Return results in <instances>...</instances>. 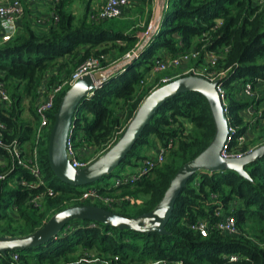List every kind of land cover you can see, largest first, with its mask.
Masks as SVG:
<instances>
[{"label": "trees", "instance_id": "16d2710c", "mask_svg": "<svg viewBox=\"0 0 264 264\" xmlns=\"http://www.w3.org/2000/svg\"><path fill=\"white\" fill-rule=\"evenodd\" d=\"M143 1L149 4L144 29L137 23L126 29L106 28L110 21L91 23L87 13L77 19L66 10L73 1L66 0L55 5L48 34L39 36L30 27L26 9L21 32L0 45V81L11 99L7 106L0 105V120L8 127L3 140L5 144L15 142L26 156L37 149L44 180L35 189L20 186L21 178H33L15 166L0 146V175L4 177L0 181V237L34 234L56 214L76 206H97L128 218L149 213L161 202L179 169L210 145L215 124L207 99L196 92L182 93L158 110L113 173L86 187L62 183L51 169L48 142L60 101L71 87L57 95L49 114V131L39 144L37 103L41 91L52 90L90 59L100 60L104 71L117 63L126 64L79 107L74 141L80 159L90 154L93 162L117 143L153 93V85L146 80L157 62L194 50L200 55L191 61L192 67L209 69L206 57L214 53L219 57L214 70L229 71L222 83L234 137L257 134L242 150L264 145V92H256L252 100L242 93L247 82L256 88L264 82V0H167L158 31L133 57L145 41L141 35L149 28L155 5L154 0ZM173 74L169 71L163 76ZM185 76L190 75L180 74L173 81ZM249 107L256 112L251 119L244 116ZM160 150L166 153L163 164L137 180L122 179L132 173L129 169L137 170ZM245 170L249 180L235 171L195 174L176 202L165 235L74 220L45 245L0 254V264H264V157ZM89 192L111 202L85 199ZM40 194L44 198L36 205L33 198ZM219 210L235 217L239 235L215 228ZM203 220L211 225L207 237L192 229Z\"/></svg>", "mask_w": 264, "mask_h": 264}, {"label": "water", "instance_id": "95a60500", "mask_svg": "<svg viewBox=\"0 0 264 264\" xmlns=\"http://www.w3.org/2000/svg\"><path fill=\"white\" fill-rule=\"evenodd\" d=\"M166 4L167 0H157L153 29L133 57L142 51L158 31ZM125 64L126 62H122L111 69L84 76L66 92L60 101L48 142L50 166L58 180L74 187H86L113 173L133 150L158 110L167 101L182 93L196 92L207 99L215 124V135L210 145L194 160L179 169L161 202L153 211L137 218H128L92 205L71 207L53 216L43 228L34 234L19 238L0 237V254L35 249L45 245L51 239L56 238L74 220L94 221L137 233L165 235L167 234L166 226L171 219L176 202L195 174L201 171L208 173L235 171L241 177L250 179L245 167L264 157V145L240 159L222 158L221 152L229 137V120L217 92L219 83L192 75L178 78L151 93L140 105L115 145L87 167L74 169L67 155V141L79 107L83 100L91 96L100 85Z\"/></svg>", "mask_w": 264, "mask_h": 264}, {"label": "built area", "instance_id": "2783aa9c", "mask_svg": "<svg viewBox=\"0 0 264 264\" xmlns=\"http://www.w3.org/2000/svg\"><path fill=\"white\" fill-rule=\"evenodd\" d=\"M35 2L50 3L53 6L60 4L62 1L66 0H34ZM73 1V0H67ZM155 1V5L157 0ZM130 7V0H106L105 4L98 10L89 13V21L91 23H102L112 21L114 19H119L124 17L125 11ZM157 7H155V12ZM25 16V7L21 0H13L10 5L0 6V30L2 32V41L1 45L9 43L18 33V23ZM154 26V20L149 25L148 30L143 34L142 39H146L149 33L152 31ZM199 51H193L189 54H183L178 57L166 58L160 62H157L156 67L153 72L159 74V81L156 80L153 82V92L171 82L177 77H180L178 74H173L171 76L165 75L161 76L164 73L169 71H175L179 69L182 65L189 63L192 60L199 58ZM130 58V55L127 56ZM218 56L214 53L209 54L206 57V61L209 64V69H199L193 68L191 72H187L185 75H192L202 77L207 79L210 82H218L217 92L221 97L223 105L225 107V113L228 117V105H227V95L226 89L223 86L222 81L227 77L229 71H215L214 68L218 63ZM210 70V71H208ZM104 71L101 65V61L98 59H90L83 63L77 68V70L72 74L71 77L64 79L52 90L47 91L43 90L40 92V97L37 103V114L40 119L39 129L37 130V144L45 137V133L49 131L50 122L49 114L54 108L55 100L57 95L65 87H73L79 80H81L86 75H93L97 72ZM260 84L264 82L260 81ZM258 83V84H259ZM256 86L252 82H247L242 89V93L246 98L254 99L256 97ZM92 95V94H91ZM11 103L10 96L5 88V85L0 81V105L7 106ZM256 112L252 107H249L244 112V116L247 119H251ZM7 125L0 120V146L4 147L8 153L11 161L15 166L20 169L27 171L30 176H32V181L27 180L26 178H21L18 184L27 189H35L40 185L44 184L42 170L40 168V163L38 159L37 149L33 152L32 155L26 156L25 152L22 151L15 142L11 144L4 143V135L7 133ZM234 129L230 126L229 121V137L228 140L221 152V157L224 159H240L243 158L252 152H254L259 147H249L248 150L243 151L242 148L247 144V136L240 137L235 139ZM263 146V145H262ZM261 147V146H260ZM67 155L70 160V163L74 169H83L87 167L92 161L88 162L79 158V153L75 148L74 141V126L70 132L67 141ZM166 160V153L163 150H160L159 153L154 157L145 160L142 162L140 167L132 173H127L123 175L124 181H134L143 177L150 169L154 168L156 165H161ZM1 162V159H0ZM3 176L0 175V181L3 180ZM117 180V184L121 183V180ZM52 191V190H51ZM50 195L53 192H49ZM44 198L43 194L37 195L33 198V202L36 205L40 204V201ZM85 199H92L96 201H101L106 204H109L111 201L109 199H103L95 192H89L84 196ZM216 217L218 219L215 228L221 231L224 234L230 236H237L240 234L237 221L235 217L227 216L223 211L219 210L216 212ZM192 229L198 231L202 237H207L209 235L211 225L209 221H200L192 226ZM151 264H166L164 261H157Z\"/></svg>", "mask_w": 264, "mask_h": 264}, {"label": "crops", "instance_id": "0c3cea01", "mask_svg": "<svg viewBox=\"0 0 264 264\" xmlns=\"http://www.w3.org/2000/svg\"><path fill=\"white\" fill-rule=\"evenodd\" d=\"M21 1L25 7V10L27 9V11L29 12L27 21L30 27L33 28L39 36H44L48 34L49 29L52 26V18L54 17L55 6H53L50 3L35 2L34 0H21ZM74 1L75 0H73V2ZM12 2L13 0H0V6L10 5ZM105 2L106 0H86L85 14L86 13L89 14L93 11L100 9L105 4ZM155 7L156 5L153 4L152 10H153L154 19L156 15ZM133 8H134L133 11L135 10L142 11V13L145 11L148 12L149 4L147 5V3H144L143 0H130V7L129 9L125 11L124 18L132 20V21H136L139 18V15H138L139 12L135 13L132 17L129 16V12ZM71 13L77 18L74 12H71ZM22 24H23V19L19 21L18 23V33H20L22 30ZM1 41H2V32L0 30V45H1ZM157 148H159L158 145H157ZM155 153H156V150L155 152L153 151L149 153V155H153ZM129 170L131 171H128V172L136 171V169L135 170L129 169Z\"/></svg>", "mask_w": 264, "mask_h": 264}, {"label": "rangeland", "instance_id": "374dc122", "mask_svg": "<svg viewBox=\"0 0 264 264\" xmlns=\"http://www.w3.org/2000/svg\"><path fill=\"white\" fill-rule=\"evenodd\" d=\"M85 9H86V0H75L74 2H72V3H70V4H68L66 6V10L68 12H74L75 15L77 16V19H80V18H82L84 16ZM133 10H134V8L132 10H130L129 16L132 17L135 13L139 12V14H138L139 18L136 21H132V20H129V19H126V18L122 17V18L114 19V20L108 22L105 25V27L106 28L112 27V28H115L116 30L126 29V26H129L131 23L136 22L138 27H140L141 29H144L145 25H146V21L149 19L148 12L145 11V12L142 13V11H136V10L133 11ZM153 20H154V15L151 18V21H153ZM118 64L119 63H117V65ZM193 68L194 67H192L191 61H190L189 63H187L185 65H182L179 69L173 71V73L178 74V75L186 74L187 72H191L193 70ZM159 76H160L159 74H157L155 72H151L147 76V80L146 81L154 86L153 82ZM161 76H163V75H161ZM260 91L264 92V84H259L257 86V91L256 92L257 93H261ZM25 117L29 118V116L27 114L25 115ZM256 138H257V134L249 133L248 136H247V142L251 143L252 141H255ZM260 143L262 144V142H260ZM260 143H259V145H261ZM142 154H145V152H142ZM82 159L85 160V161L90 162L92 160V156L90 154L89 155L85 154L84 156H82ZM132 169H134V168H132ZM128 171H131V170H128Z\"/></svg>", "mask_w": 264, "mask_h": 264}]
</instances>
